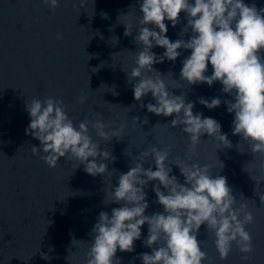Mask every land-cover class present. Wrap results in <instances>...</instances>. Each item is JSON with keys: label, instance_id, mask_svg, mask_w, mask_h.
Masks as SVG:
<instances>
[{"label": "water", "instance_id": "obj_1", "mask_svg": "<svg viewBox=\"0 0 264 264\" xmlns=\"http://www.w3.org/2000/svg\"><path fill=\"white\" fill-rule=\"evenodd\" d=\"M244 2L258 11L264 9V0ZM128 12L120 22L133 27L131 36L124 35L125 25L118 21ZM139 15V0H59L55 8L42 0H0V264H86L99 214L121 206L105 199V193L120 174L134 166L133 157L153 146L169 150L167 166L180 184L184 177L171 163L208 165L213 177H226L235 207L246 204L254 215V223L246 226L253 243L247 258L233 243L228 257L221 260L214 233L202 225L197 240L206 253L203 264H264V154L252 153L249 143L232 135L234 114L228 113L227 103L233 102V96L223 93L219 82L209 87L180 79L182 61L190 51H182L175 62L165 60L153 68L173 95H184L194 104V114L218 121L230 148L207 134L193 147L181 126H171L174 116L147 111L144 106L155 103L150 93L141 101L133 99V84L128 83L125 71L135 66L140 51L134 40ZM165 23L167 37L175 41L181 38L187 18L182 12L175 27ZM191 35L189 29L182 38L187 41ZM152 51L159 57L164 49ZM211 72L209 65L206 74ZM34 98L62 101L75 125L101 119L108 130H119L116 138L104 142L89 125L99 150L109 151L114 158L106 162L108 173L90 176L84 165L77 166L66 157L50 169L40 155L32 154L39 141L25 134L30 122L25 101ZM201 98H219L221 104L209 110L199 103ZM142 159L145 169L155 170L150 156ZM257 178L261 183L256 187ZM155 183L144 189L149 205L146 216L163 212L152 190ZM141 233L133 252L117 251L118 264H142L139 256L151 253L143 244L147 224ZM162 244L163 240L157 246ZM44 255L49 259H43Z\"/></svg>", "mask_w": 264, "mask_h": 264}, {"label": "clouds", "instance_id": "obj_2", "mask_svg": "<svg viewBox=\"0 0 264 264\" xmlns=\"http://www.w3.org/2000/svg\"><path fill=\"white\" fill-rule=\"evenodd\" d=\"M42 2L55 8L59 0ZM182 12L187 25L181 38L172 41L166 35L165 21L175 27ZM139 14L134 40L140 51L136 54L135 66L130 71L123 69L128 83L133 84V99L141 101L150 93L155 103L144 106L147 111L156 116H174L171 126H181L193 147L207 134L230 148L231 142L227 134L222 133L218 121L194 114V104L187 102L184 95H173L164 77L153 68L154 64L165 60L175 62L182 51H190L182 61L180 79L188 85L209 87L219 82L223 93L233 96V102L227 103L228 113L234 114L232 135H239L249 143L252 153L264 154V56L261 55L264 52V9L258 11L255 5L249 6L244 0H139ZM128 15L129 12L119 16L118 21ZM122 24L125 25L124 35L131 36L133 27ZM149 25L153 27L150 29ZM189 29L192 35L185 41L182 37ZM154 47L163 48V54L157 57L152 51ZM209 65L211 75L206 74ZM80 102L84 103L83 97ZM199 103L212 110L220 106L221 100L201 98ZM25 110L30 121L25 134L39 141V148L33 147L32 154L40 155L50 169L66 157L77 166L84 165V172L90 176L108 173L106 162L114 158L109 151L99 150V143L89 134V125L104 142L116 138L119 130H108L101 119L94 122L85 119L75 125L62 101L52 98L26 100ZM134 119L137 122V118ZM148 156L154 161L155 170L143 167L142 157ZM133 163L134 166L120 174L115 185L105 193V199L121 206L113 208L111 213L99 214L92 228L86 264H118L117 251L133 252L134 242L140 240L145 224L148 235L143 244L151 253L139 256L142 264H203L206 253L197 240L202 225L214 233L221 260L228 257L233 243L245 258L253 251L252 237L246 226L254 223V215L246 204L235 207L236 199L226 177H213L208 165L171 163L180 169L184 177L182 185L170 175L169 150L155 146L133 157ZM150 182H156L152 190L163 212L146 216L149 205L144 189ZM255 183L257 187L260 179ZM161 187L165 191H161ZM161 240L162 246H157ZM42 258L49 259L47 255Z\"/></svg>", "mask_w": 264, "mask_h": 264}]
</instances>
